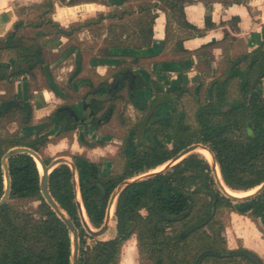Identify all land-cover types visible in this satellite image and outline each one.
<instances>
[{"label": "trees", "instance_id": "1", "mask_svg": "<svg viewBox=\"0 0 264 264\" xmlns=\"http://www.w3.org/2000/svg\"><path fill=\"white\" fill-rule=\"evenodd\" d=\"M179 24L185 20L187 0H166ZM156 4L139 6V17L132 26L115 24L100 53L109 57L116 49L128 55L153 44ZM133 11L100 15L95 21L74 23L63 27L55 23V37L70 40L93 24L106 20L121 21L134 16ZM209 23V18L206 19ZM177 47L185 52L182 42ZM93 48V47H92ZM82 50V48L80 47ZM84 57V52H82ZM93 56V55H92ZM132 56V55H131ZM134 56V55H133ZM228 77L219 82L207 100L202 86L181 87L179 99L192 96L199 104L190 121L186 111H174L172 148L163 138L159 142L135 149L126 144L119 155L120 169L108 171L102 163L83 155H75L69 164L59 165L49 178V190L80 232L79 264H121L125 244L135 237L139 254L152 264H264L255 252L228 247L223 212L249 215L261 223L264 233V192L244 200L227 198L216 189L212 167L200 154H191L181 162L151 177L125 186L116 205L117 235L101 241L88 237L82 225L78 191L88 220L95 229L103 226L108 201L124 182L158 169L193 144L206 146L214 155L223 182L236 191L248 192L264 183V42L253 52H242L227 61ZM56 88V87H55ZM178 102H175L178 105ZM230 107L222 112V108ZM54 121L72 130L67 111L58 110ZM19 116V132L3 135L0 131V200L5 194V168L11 180L10 199L40 200L34 212L18 211L6 204L0 209V264H72V236L64 221L41 194V174L34 158L27 153L12 156L6 163L4 155L16 147H26L44 157L47 138H31L32 115L13 100L0 102V125ZM162 128H171V119H162ZM156 169V170H157ZM155 171V170H154ZM97 182L104 184V197ZM215 211L212 215V209ZM146 211L147 215L143 214ZM212 215V216H211ZM211 216V217H210Z\"/></svg>", "mask_w": 264, "mask_h": 264}, {"label": "flooded vegetation", "instance_id": "2", "mask_svg": "<svg viewBox=\"0 0 264 264\" xmlns=\"http://www.w3.org/2000/svg\"><path fill=\"white\" fill-rule=\"evenodd\" d=\"M145 4L154 3L147 2ZM55 23L56 22L53 20L47 19L45 15H41V19L38 22L15 23L12 29L7 31L5 38L0 39V51L13 54L10 65L0 62V80L14 82L18 78L22 80L28 78L25 80L30 84L32 79L35 78L34 70L39 67L42 71V77L47 83V88L63 101V103L53 111L51 116L35 124L33 123L35 93L45 89L42 84H39L32 93L27 90L28 94L23 97L15 95V97L7 99L15 101L17 105L26 108L27 111L31 113L32 130L29 132V135L31 138H47L50 142L45 149L53 143V140H58L59 142L68 140L70 143L77 141L79 145L87 148H93L95 145H103L111 141L114 143V141L119 138L115 137L112 133L111 126L113 123L118 126L116 130L123 132L122 137H124V142H122V144L120 143L121 145L117 147L118 152L116 155L118 160L126 144L135 149L141 145L148 147L151 140L159 142L161 139L165 138V144L169 148H172L173 132L165 136H163L162 133L167 130H174V111L176 109L185 112V108H183V110L180 108V102L183 101L185 96L179 99L176 91L184 86H188L189 88L199 87L201 85L200 83H203V100H208L211 97L217 81L223 82L227 79V61L229 58L234 57V55L229 52L230 54L226 57L224 65L225 69L220 72V76H215L219 68L214 72V68H209L208 65L205 66L204 63L202 67L203 71L199 74L195 84H184L179 87H174L173 83L164 80L156 74L155 67H157L158 62L153 59L156 57L139 58L133 55H113L112 50L116 49H112L110 51L111 56L108 58H115L116 56L117 60L115 63L110 65L104 76L98 75L92 70L95 76L90 77L85 74L82 50L79 46L67 49L66 43L62 44L61 42L62 39H66V37H55ZM67 41H70V39L67 38ZM263 42L264 38L262 43ZM54 43H59V46H54ZM262 43H260V45ZM231 50L232 48H230V51ZM100 54L103 55L102 53ZM69 55H74L76 57L75 66L71 73V82L73 83L68 84L66 78L62 79V82L56 83V79L53 78L52 70L61 67ZM51 57L52 61L48 63L47 60ZM90 61L91 60H89L88 63L89 65L91 64ZM52 65L54 67L51 69ZM123 75L126 76L115 85L116 79ZM207 78L212 81L208 83ZM76 83L77 86L75 85ZM1 101L3 100H0V102ZM178 101L179 103L176 105L175 102ZM229 108L230 107L227 106L222 108V112L228 111ZM62 109L69 113L71 120L68 119L66 123L71 124L72 130L68 131L64 128L62 122L54 121V118L58 115L56 114L57 111ZM132 112L138 116L137 120L132 119V115L130 114ZM164 118L171 119V128H162L161 122ZM21 129L20 133L24 135V129ZM97 134L104 135V137L99 139ZM193 145H201L207 149L216 162L213 153L206 146L199 143ZM76 155H83L89 158L84 154ZM89 159L92 160L91 158ZM172 160L163 166L168 165ZM209 163L211 165V162ZM154 170L131 180H139L145 175L151 174ZM117 189L109 198L106 218L111 199L114 197V201H116L117 205L118 197L124 188L120 193H117Z\"/></svg>", "mask_w": 264, "mask_h": 264}, {"label": "crops", "instance_id": "3", "mask_svg": "<svg viewBox=\"0 0 264 264\" xmlns=\"http://www.w3.org/2000/svg\"><path fill=\"white\" fill-rule=\"evenodd\" d=\"M187 1L184 4V13L185 20L190 25L188 27L179 24L174 19V12L166 0H56L47 12H51L54 22L67 28L79 22L74 19L78 13H81L82 18H87L84 16L86 14L93 20L100 15H108L116 11H133L139 15L140 5L147 2L158 5L153 10V13L156 14L153 25V45L150 48L127 54L139 58L156 57L153 58L158 62L155 67L156 74L173 83L174 87L194 84L193 82L198 80L199 74L203 71L204 63L205 66L214 68V72L217 68L225 65L226 57L230 54V48L234 43H243L244 51L248 52L254 51L262 43L264 38V0ZM46 2L47 0H0V28L8 19L6 14L9 10L13 9L14 11L12 6L18 4L41 6ZM11 17V22L6 24V31H9L8 28L11 24L14 25L13 22L18 18V12L15 11L14 16ZM207 18H209V23L206 21ZM107 36L105 35L104 39ZM179 41L182 42L183 49L188 53L177 47ZM112 54L126 55L120 49L112 50ZM236 55L234 54V56ZM89 60H91V64L87 65L88 68L90 67L96 74L104 76L117 58L116 56L108 58L97 51ZM53 67L52 65L51 69ZM73 68L74 66L68 69L69 74L65 77L68 84H72ZM62 79L60 78L59 82H62ZM62 103L63 101L49 89L36 92L34 99L35 124L51 116ZM75 145L80 146L77 141L70 143L68 140H62L54 147L70 146V148H74ZM260 226V221H255L249 215L231 213L226 227L228 247L236 250L242 246L264 259V233Z\"/></svg>", "mask_w": 264, "mask_h": 264}, {"label": "rangeland", "instance_id": "4", "mask_svg": "<svg viewBox=\"0 0 264 264\" xmlns=\"http://www.w3.org/2000/svg\"><path fill=\"white\" fill-rule=\"evenodd\" d=\"M56 0H47L45 5L41 6H21V5H14L12 6L14 8L9 10V12L6 14L7 15V20L4 21L3 26L0 28V39H4L6 36V24L7 22H11V16H14V12H18V18L14 20L15 23H28V22H38L41 19V15H45L47 19L53 20V16L51 12H47L48 9L52 8L51 5L55 4ZM85 17L87 18H82L81 13H78L77 16H75L77 19L76 21H79L77 23H83L86 21H95L96 19L91 20L89 18V15L84 14ZM97 17V16H96ZM99 17V16H98ZM97 17V19H98ZM139 17V15H134L131 17H128L124 20L118 21L114 19H109L102 25H96L93 24L90 26L88 29H83L80 31L78 34L74 35L70 41L65 42L66 40H62V44L66 43L67 49L70 47H81L82 52H84V67H85V74H87L90 77H94L95 74L93 73L92 69L88 68V63H89V58L95 53V52H101L103 50V47H106L103 43L105 35L107 36L108 32H110L111 28L117 24V25H129L132 26L133 22L136 21V19ZM73 25V24H72ZM13 24L9 26V31L12 29ZM109 37V36H108ZM54 46H59V43H54ZM93 47V48H92ZM244 51V44L243 43H234L232 44V54L236 55L237 53H241ZM12 53L10 52H4L0 51V62L3 63H8V65L11 64L12 62ZM68 61L66 64L61 65L59 68H55L52 70L53 73V78L56 79V83H59V79L63 78L65 79L66 75L69 74L68 69H70L72 66H75V56L74 55H69V58L67 59ZM48 63L52 61V57L48 58ZM225 69V66L222 65L219 67L217 73L215 76H220V72H222ZM34 76L35 78L32 79V82L29 84L27 82L28 78H25L22 80L21 78H18L14 82H8L5 80H0V100H7L10 98L15 97V95L19 97H23L26 94H28L27 90L32 93L35 88L39 85L42 84L45 89L47 88V83L42 77V71L38 67L34 70ZM26 77V76H25ZM26 81V82H24ZM212 80H209L207 78V82H211ZM73 83V82H72ZM195 84V82H193ZM77 86V84H76ZM184 106V107H183ZM199 106L196 105L195 100L192 96H185L183 101L180 102V108L183 110L185 108V111L187 113V116L190 121H193L194 119V114L197 110V107ZM132 116V119L137 120L138 116L132 112L130 113ZM19 116L16 115L14 117L13 115L11 116L10 120L4 121L0 125V131L3 135H11L19 132L20 129V124H19ZM36 121L33 120V123ZM112 133L115 137H118V140H115L114 143L107 142L104 143L103 145H95L93 148H87L83 147L82 145L78 146L75 145L74 148H70V146H65L63 148H58L54 147L55 144H57L59 141L58 140H53V143L50 144L47 149H44V157L51 159V163L58 158H65L68 159L70 162H72V157L73 155L76 154H84L91 158L93 161L102 163L104 165V169L106 172L108 171H118L121 167V163L119 162L116 153L118 152V146L124 142V137H122L123 132L116 130L118 126L113 123L112 124ZM99 139H102L104 135L97 134ZM121 143V144H120ZM193 154H198L193 152ZM188 157V156H186ZM185 157V158H186ZM182 161V160H181ZM210 162V161H209ZM212 164V162H211ZM167 166V165H166ZM166 166H161L157 170L163 171ZM164 168V169H163ZM156 171V170H155ZM158 171V172H161ZM215 176V174H214ZM218 191L222 193L220 188L216 187ZM40 200L39 199H33V200H27V201H19L16 199H9L7 202L10 207L15 208L18 211H27V212H34L36 211L39 206H40ZM144 215H147L146 211H143ZM223 217L224 220L228 221V212L227 210H224L223 212ZM117 225V223H116ZM110 229L108 230L107 234H104L102 237H100L98 240L105 241L109 240V233ZM87 241L88 243H92L91 239H88V237H91L87 232ZM117 235V232H116ZM115 235V237H116ZM232 238V237H231ZM121 264H152L151 261H148L144 257H142L139 254L138 247H137V241L135 237L130 240L125 247L123 248V253H122V262Z\"/></svg>", "mask_w": 264, "mask_h": 264}, {"label": "water", "instance_id": "5", "mask_svg": "<svg viewBox=\"0 0 264 264\" xmlns=\"http://www.w3.org/2000/svg\"><path fill=\"white\" fill-rule=\"evenodd\" d=\"M263 35H264V29H263ZM126 75L120 76L116 79L115 85L122 79L124 78ZM199 147H202L201 145H192L186 149H184L181 153H179L166 167L164 170L170 168L173 165H176L177 163H179L181 160H183L186 156H189L190 154H192L196 149H198ZM204 148V147H202ZM20 153H27L29 155H31L34 160L37 163L41 165L43 172L41 174V194L44 197L45 201L50 205V207L56 212V214L64 221V223L67 225L71 236H72V244H73V254H72V264H79V252H80V232L78 230V228L76 227V225L74 224V222L66 215V213L59 207V205L56 203V201L54 200V198L52 197L50 190H49V178H50V174L53 172V170L55 168H57V166L62 165V164H69L72 166V168L75 170V167L73 165V162H70L68 159L65 158H58L55 159L51 164L47 165L44 162V159L41 157L40 154H38L37 152H35L34 150L30 149V148H26V147H16L13 148L11 150H9L3 157V161L4 163L7 162V160L9 158H11L12 156L16 155V154H20ZM216 162L214 161L213 158V162H212V170L215 174V179H216V183L218 185V187L220 188V190L222 191V193L230 199H235V200H244L246 198L249 197H253L256 196L258 194H261L262 192H264V183L258 187L259 189L248 196L245 197H235L233 195H230L226 192L224 186L222 185L220 179L218 178V175L216 173V167H215ZM5 183H6V190H5V194L2 197V199L0 200V209L7 204V202L10 199V192H11V180H10V176H9V170H8V166L5 165ZM39 169V167H38ZM163 170V171H164ZM40 171V169H39ZM160 173V172H157ZM157 173H151L148 175H145L144 177L140 178L141 179H145L148 177H151L153 175H156ZM137 180H130V181H126L124 182L118 189H117V193H120V191L127 185H129L132 182H135ZM98 187L101 189L103 196L105 197L107 195V190L105 188V186L101 183V182H97ZM114 197L111 199L110 205H109V210H108V215H109V211L110 208L112 207V204L114 202ZM80 207V215L82 218V224L83 227L85 229V231L94 239H99L100 237H102L104 234H106V232L108 231V225L105 223L100 229H94L93 226L90 224V222L86 221V219L84 218L82 211H81V206ZM215 211V208L212 209V215ZM211 215V216H212ZM210 216V217H211Z\"/></svg>", "mask_w": 264, "mask_h": 264}, {"label": "bare ground", "instance_id": "6", "mask_svg": "<svg viewBox=\"0 0 264 264\" xmlns=\"http://www.w3.org/2000/svg\"><path fill=\"white\" fill-rule=\"evenodd\" d=\"M194 152L204 156L208 161L213 162V156L207 149L199 147ZM38 167L40 169V172L42 173L43 169L39 163H38ZM215 167H216V173L218 175V178L220 179L222 185L224 186V188L228 194L233 195L235 197H245V196H248V195L255 193L259 189V188H256V189L248 191V192H242V191H236V190L230 189L223 182L221 172H220V168H219L218 164H215ZM158 171H161V170H156V171H153L152 173H156ZM78 199L80 201L82 214H83L84 218L86 219V221L89 222L85 208H84V205H83L82 200H81V196H80L79 191H78ZM115 210H116V201H114V203H113V205L109 211V215H107L106 222H105L109 227L108 230L110 229V231L108 233V236L110 239L114 238L116 235V232H117V225H116L117 219H116V215H115ZM107 232H106V234H107Z\"/></svg>", "mask_w": 264, "mask_h": 264}]
</instances>
